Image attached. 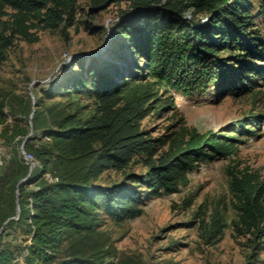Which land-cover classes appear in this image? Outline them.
<instances>
[{
	"label": "trees",
	"instance_id": "16d2710c",
	"mask_svg": "<svg viewBox=\"0 0 264 264\" xmlns=\"http://www.w3.org/2000/svg\"><path fill=\"white\" fill-rule=\"evenodd\" d=\"M112 4L121 8L101 54L76 55L33 88V136L8 122L5 106L15 115L13 99L0 100L1 135L27 137L22 148L39 160L31 173L17 153L0 166V181L15 182L20 206L18 218L9 219L11 206L1 212L0 264L23 250V264H115L98 236L105 220L141 216L148 199L180 191L190 173L220 158L230 161L236 217L229 223L221 203L209 215L202 211V237L214 245L232 225L234 236L246 239L249 264H257L264 253V173L243 165L238 152L264 120L249 115L207 132L180 123L159 136L143 121L165 110L163 91L215 89L220 100L257 94L264 38L256 22L264 21V0H90L86 14ZM79 10L80 0H0V65L15 40L65 31L78 23ZM83 23L95 31L89 19ZM37 135L49 140L34 143ZM110 172L118 178L102 181Z\"/></svg>",
	"mask_w": 264,
	"mask_h": 264
},
{
	"label": "rangeland",
	"instance_id": "374dc122",
	"mask_svg": "<svg viewBox=\"0 0 264 264\" xmlns=\"http://www.w3.org/2000/svg\"><path fill=\"white\" fill-rule=\"evenodd\" d=\"M89 7L90 0H80L79 21L75 26L65 31L61 28L40 30L39 41L17 39L6 52L7 57L0 65V100L7 103L13 99L15 115H10L8 104L5 106L8 122L28 128L29 136L35 133L33 118H30L35 105L33 88L48 82L64 63L76 55L101 54L121 8L120 4H112L89 16L86 14ZM190 14L186 17L190 18ZM197 18L201 22L208 19L204 14H198ZM84 19L94 24L95 31L83 23ZM256 27L264 38V21L257 20ZM257 89H260L257 94L229 95L222 100L217 98L215 89L206 94L195 92L190 95L176 90L163 91L161 98L167 101L165 110L146 117L143 126L154 136H159L171 132L170 126L175 128L180 123L207 132L226 128L249 115L255 114L257 119L264 120V82ZM169 97L173 98L175 106L167 100ZM2 128L0 123V166L6 165L17 153L23 163L33 168L32 171L38 167L36 156L28 160L22 152L27 137H4ZM258 129V135L240 145L238 157L243 165L264 173V125ZM48 140L37 135L34 143ZM26 150L32 151L30 148ZM229 162L224 158L204 162L199 170L189 174V183L180 191L148 199L141 216L121 222L107 218L98 236L107 240L115 264H249V248L244 244L246 239L236 238L232 225L226 228L222 240L214 245L205 242L199 228L203 217L200 213L205 211L209 215L220 203L219 207L224 210L229 223L236 217L231 177L227 171ZM118 176L110 172L103 176L102 181H111ZM46 178L54 179L50 173H46ZM14 183L9 178L0 181V217L2 210L11 206L15 211L13 217L18 218L19 190ZM36 186L30 184L29 188ZM257 264H264V253Z\"/></svg>",
	"mask_w": 264,
	"mask_h": 264
},
{
	"label": "built area",
	"instance_id": "2783aa9c",
	"mask_svg": "<svg viewBox=\"0 0 264 264\" xmlns=\"http://www.w3.org/2000/svg\"><path fill=\"white\" fill-rule=\"evenodd\" d=\"M22 152H23L26 159L33 160V158H34L33 153L26 152L23 148H22ZM0 165H2L1 160H0ZM26 254H27V251L23 250V252L20 255H18L11 264H23Z\"/></svg>",
	"mask_w": 264,
	"mask_h": 264
},
{
	"label": "water",
	"instance_id": "95a60500",
	"mask_svg": "<svg viewBox=\"0 0 264 264\" xmlns=\"http://www.w3.org/2000/svg\"><path fill=\"white\" fill-rule=\"evenodd\" d=\"M34 104H35V103H34ZM34 110H35V105H34V107H33V111H32V114H31V116H30L31 119L33 118ZM31 123H32V121H31ZM31 128H32V127H31ZM32 169H33V168L30 169V172L32 171ZM17 209H18V210L20 209L19 203H18V205H17ZM11 218H14V217H10L9 219H11ZM9 219H8L6 222H8ZM3 228H4V227H2V228L0 229V232L3 230Z\"/></svg>",
	"mask_w": 264,
	"mask_h": 264
}]
</instances>
